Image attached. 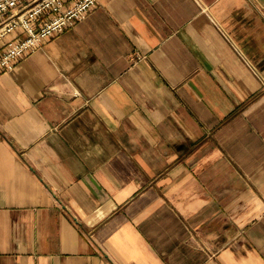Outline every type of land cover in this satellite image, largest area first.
Here are the masks:
<instances>
[{"label":"crops","instance_id":"obj_1","mask_svg":"<svg viewBox=\"0 0 264 264\" xmlns=\"http://www.w3.org/2000/svg\"><path fill=\"white\" fill-rule=\"evenodd\" d=\"M264 0H97L0 74V264H264Z\"/></svg>","mask_w":264,"mask_h":264},{"label":"built area","instance_id":"obj_2","mask_svg":"<svg viewBox=\"0 0 264 264\" xmlns=\"http://www.w3.org/2000/svg\"><path fill=\"white\" fill-rule=\"evenodd\" d=\"M96 5L97 0H0V74L84 19Z\"/></svg>","mask_w":264,"mask_h":264}]
</instances>
